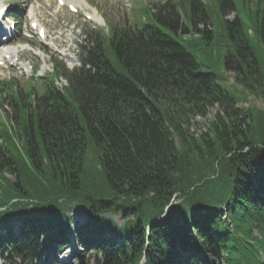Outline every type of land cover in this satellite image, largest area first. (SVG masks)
Instances as JSON below:
<instances>
[{"label": "trees", "instance_id": "1", "mask_svg": "<svg viewBox=\"0 0 264 264\" xmlns=\"http://www.w3.org/2000/svg\"><path fill=\"white\" fill-rule=\"evenodd\" d=\"M236 6L219 0L215 24L201 0L159 1L134 27L89 34L82 66L56 62L38 96L0 84L14 109L12 125L0 116L3 258L71 264L57 248L73 231L94 264H264V107L241 105L264 103V7ZM209 20L212 31L173 36ZM215 44L227 46L224 73L192 51ZM212 108L204 131L189 133ZM74 204L88 224L74 227Z\"/></svg>", "mask_w": 264, "mask_h": 264}, {"label": "rangeland", "instance_id": "2", "mask_svg": "<svg viewBox=\"0 0 264 264\" xmlns=\"http://www.w3.org/2000/svg\"><path fill=\"white\" fill-rule=\"evenodd\" d=\"M5 4L9 5L10 11L17 9L20 11V25H24V19L29 18L30 23L33 21L39 22L41 25L46 27V34L49 31L51 38L49 37L46 39L47 43L52 42L56 38L62 44V47L59 51H56L54 48L50 46H45L42 42L38 39L37 30L33 31L35 33H27L28 36H31L30 40L25 39L34 45L38 46L39 49H43L45 53L42 51H38L39 55H35L37 58L38 65L45 66L44 74L48 75L49 73L53 72V61H58L62 64H65L69 69H73L79 66L78 56L81 53V42L84 38L83 31L89 29V31L93 30L95 24L102 28V31L105 35H108V25L104 21V17L110 19L115 25L122 26V25H132L133 21L135 20L134 17L137 18L145 15L144 11V4L148 5L150 8H155L156 0H77L79 7L85 12L90 13L91 17L95 18L93 23H88L85 21L83 15H73L64 7H59L56 3L57 0H2ZM210 6L213 8L212 19L215 22H218L219 19V11L218 5L219 0H208ZM237 6L242 8H253L256 6V0H246L244 4L240 0H236ZM28 5L32 8L29 9V13L27 14ZM262 5L264 7V0H262ZM241 15L243 12L240 11ZM102 16V17H101ZM236 12L230 11L227 13L226 18L228 21H235L236 20ZM103 18V19H102ZM183 19L185 17L183 16ZM27 28H29L27 26ZM213 25L210 23L205 24H198L196 28L193 30L203 31L205 29L211 30ZM33 30V28L31 29ZM192 30V31H193ZM30 31V29H29ZM192 31L186 28L183 31V34H176L174 32L173 36L179 38V40L184 41L185 38L192 36ZM199 32H196L198 34ZM195 33V32H193ZM19 37V38H18ZM23 40V38L17 33L15 35V43L14 46L18 47L19 42ZM222 44V43H220ZM227 46H218L217 44L209 46V45H202L200 48H193L192 51L197 56L199 62L202 64L203 67L210 68L212 70L217 71L218 73H224L225 71V64H224V51H226ZM24 54V53H23ZM25 54H29L27 59L30 58L32 52H27ZM2 74H19V70L15 68H10L7 71L2 70ZM228 77V85H233L235 80V74L233 72L227 73ZM16 80L18 81L19 86L27 87V82L33 83L35 86H40L42 80L40 78H30L28 75H25L21 72L20 75ZM42 77V76H39ZM45 78V77H44ZM43 79V78H42ZM56 83L61 87L67 85V81L64 79H57ZM236 89H241L239 86H234ZM6 91L0 88V101L4 99L7 95ZM238 96H242L241 93L237 94ZM247 103L242 102V106H247V104L254 103L258 107H264V103L261 99L255 98L251 95H247ZM14 109L11 104V101L4 100L3 105L0 104V116L2 115L4 118H7L8 122L11 124L14 122L13 119ZM215 114V108L210 110L208 116L200 117L197 116L193 119V124L190 127L189 133L199 134L204 131L207 123L213 118ZM95 152L91 149L88 151V165L95 171V167L93 166L95 162ZM8 177L12 180H16V176L12 174H8ZM68 216H72L76 222V224H84L87 220L86 212L84 208L74 205L72 209L67 213ZM103 217H111L114 219L115 223L118 226L123 224V217L121 214H105ZM75 224V225H76ZM71 248H67L64 250L63 257L70 254ZM95 258L91 253L84 252L82 254H75L71 260L73 264H94ZM0 264H9L5 262L0 257Z\"/></svg>", "mask_w": 264, "mask_h": 264}, {"label": "bare ground", "instance_id": "3", "mask_svg": "<svg viewBox=\"0 0 264 264\" xmlns=\"http://www.w3.org/2000/svg\"><path fill=\"white\" fill-rule=\"evenodd\" d=\"M2 0H0V7L2 8ZM10 51H12V52H14V48H11V47H9L7 50H6V53H8V52H10ZM43 69H45V66L43 65ZM63 258V257H62Z\"/></svg>", "mask_w": 264, "mask_h": 264}, {"label": "snow or ice", "instance_id": "4", "mask_svg": "<svg viewBox=\"0 0 264 264\" xmlns=\"http://www.w3.org/2000/svg\"><path fill=\"white\" fill-rule=\"evenodd\" d=\"M3 12V10L2 9H0V13H2Z\"/></svg>", "mask_w": 264, "mask_h": 264}]
</instances>
